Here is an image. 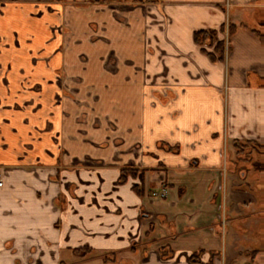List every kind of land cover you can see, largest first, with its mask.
<instances>
[{"label": "crops", "instance_id": "0c3cea01", "mask_svg": "<svg viewBox=\"0 0 264 264\" xmlns=\"http://www.w3.org/2000/svg\"><path fill=\"white\" fill-rule=\"evenodd\" d=\"M92 1L0 0V264H264L226 187L264 150V0Z\"/></svg>", "mask_w": 264, "mask_h": 264}, {"label": "rangeland", "instance_id": "374dc122", "mask_svg": "<svg viewBox=\"0 0 264 264\" xmlns=\"http://www.w3.org/2000/svg\"><path fill=\"white\" fill-rule=\"evenodd\" d=\"M247 25L254 26L264 35V25L260 27L249 20H247ZM230 156L234 159L233 166L228 163L226 172L231 170L234 176L230 173L227 175V194L230 186L237 184L238 187H245L243 189L247 199L244 205L238 206L241 212L239 218L243 219L239 222L245 232H237L233 226H228V231L238 238L236 243L238 248L251 253L262 252L264 250V150L252 152L249 155V161L244 163H234L235 156L232 150ZM231 190L235 191L234 188Z\"/></svg>", "mask_w": 264, "mask_h": 264}, {"label": "trees", "instance_id": "16d2710c", "mask_svg": "<svg viewBox=\"0 0 264 264\" xmlns=\"http://www.w3.org/2000/svg\"><path fill=\"white\" fill-rule=\"evenodd\" d=\"M92 2H98V3H127L130 5H138V4H145V3H152L155 2V0H93ZM234 30L233 25L227 26V33L230 36ZM224 31V28H223ZM259 40V42L264 46V36L261 35L259 32L251 31ZM193 41L198 46H204V45H211L216 41V33L214 31H199L195 32L193 34ZM215 51L218 55L217 59L220 61L224 60V43L216 41V47ZM212 60H215L213 55H209ZM161 147H163L161 145ZM165 148V147H164ZM167 150H170L166 147ZM235 149V162H248L249 161V155L254 151H262V147L259 146L255 142H246V143H236L234 146ZM125 172L120 177V182L122 183L124 181ZM191 261L193 263L197 262L196 258H194V255L191 258Z\"/></svg>", "mask_w": 264, "mask_h": 264}, {"label": "built area", "instance_id": "2783aa9c", "mask_svg": "<svg viewBox=\"0 0 264 264\" xmlns=\"http://www.w3.org/2000/svg\"><path fill=\"white\" fill-rule=\"evenodd\" d=\"M0 186H1V181H0ZM165 195L164 191H156L152 193L153 197H162ZM218 219L220 220V216H218Z\"/></svg>", "mask_w": 264, "mask_h": 264}, {"label": "flooded vegetation", "instance_id": "af4514ba", "mask_svg": "<svg viewBox=\"0 0 264 264\" xmlns=\"http://www.w3.org/2000/svg\"><path fill=\"white\" fill-rule=\"evenodd\" d=\"M0 181H1V178H0ZM1 186H2V181H1ZM0 186V187H1ZM245 188V187H244ZM159 191H164V190H159ZM153 193V192H152ZM152 193H151V196H152ZM153 197V196H152Z\"/></svg>", "mask_w": 264, "mask_h": 264}]
</instances>
